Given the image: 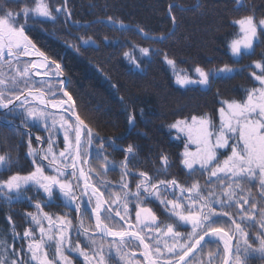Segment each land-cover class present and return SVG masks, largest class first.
Masks as SVG:
<instances>
[{"label":"snow or ice","instance_id":"1","mask_svg":"<svg viewBox=\"0 0 264 264\" xmlns=\"http://www.w3.org/2000/svg\"><path fill=\"white\" fill-rule=\"evenodd\" d=\"M243 3L244 0H236L237 5ZM171 10L170 5V13ZM70 17L66 7L62 11L56 6L53 11L49 0H34L31 7L26 5L19 12L0 0V121L16 130L19 119L28 129V155L35 166L28 175L17 173L0 179V200L9 206L25 200L33 202L36 211L27 212L26 216L40 237L35 238L31 226L22 233L26 246L21 243L17 248L0 237V264H77V256L83 264H110L113 252L123 264H141L133 259L137 255L131 250L133 247L144 257L143 264H216L214 255L219 264H247L252 255L264 259V53L261 60L253 62L260 72L251 73L258 85L246 89L241 100H222L218 124L204 113L168 125L176 130L175 139L186 137L180 163L190 175L199 173L205 177L203 185L199 180L184 185L175 178H160L159 171L167 173L171 167L167 154H160L161 169L155 177L136 170V165L143 162L137 144L100 138L73 111L75 102L68 91H63L67 97L64 100L57 95L61 89L45 90L49 80L34 79L55 78L64 73L61 64L37 46L27 29L30 24L46 21L55 24L58 18L67 23ZM171 19L175 23L174 15ZM108 21L126 27L111 16ZM232 23L238 26L235 38L228 43L234 63L254 56L257 48L264 49V16L257 17L253 9ZM139 31L152 39L143 28ZM165 38L160 35L156 39ZM80 40L84 45L95 44L91 37L81 36ZM72 47L79 50L78 45ZM139 52L140 57L132 52H125L124 56L143 72V57L151 58L159 50L140 47ZM159 54L172 70L175 84L183 89H211L215 79L229 78L243 70L224 63L211 69L196 65L190 73L178 67L166 52ZM65 104L69 107L64 108ZM49 108L62 111L54 113ZM126 111L129 127L135 130L136 115L130 109ZM140 113L143 115L142 109ZM32 127H43L49 132L46 147L32 146ZM59 131L63 132L62 148L56 140ZM36 140L44 143L39 136ZM106 143L109 148L122 151L123 159H109ZM189 144L196 146L195 151L189 149ZM90 159L102 162L100 171L89 165ZM10 165V156L0 154V169L7 170ZM117 168L120 179L113 186L107 176ZM130 177L134 188L130 187ZM57 200L62 201L59 206L67 212L58 215L44 210ZM152 201L163 206L172 218L170 222L160 220L149 206ZM72 211L77 215L76 225L68 214ZM89 217L94 218V224L85 223ZM8 219L11 222L10 216ZM245 224L259 227L258 246L249 241ZM11 236L13 240L21 236L15 225ZM235 239L242 243L233 252ZM220 242L223 259H219V250L216 254L208 251V260L202 259L209 245Z\"/></svg>","mask_w":264,"mask_h":264},{"label":"trees","instance_id":"2","mask_svg":"<svg viewBox=\"0 0 264 264\" xmlns=\"http://www.w3.org/2000/svg\"><path fill=\"white\" fill-rule=\"evenodd\" d=\"M3 2L19 12L26 5L31 7L34 0ZM61 2L63 9L66 7L71 12L67 23L58 19L59 25L49 26L54 29L44 30V33L40 27L28 28L27 31L42 51L54 56L58 61H64V72L69 76L67 90L74 99L81 118L105 141L115 138L117 143L124 145L129 142L137 144L143 162L136 165V170L145 171L155 177L161 169L159 156L164 153L169 156L171 167L167 173L159 171L160 178H175L184 185L199 180L203 185L205 177L199 173L190 175L180 163L183 143L174 138L175 135L168 125L192 115L208 113L216 117L223 99L241 100L245 97V90L255 85L251 73L258 69L254 67L253 62L262 59L264 49L257 48L254 56H247L234 63L228 43L236 36L238 30L232 21L250 14L253 9L257 17L263 16L264 0H244L242 5H237L236 0H67L66 5L65 0ZM173 15L176 18L175 23L171 19ZM109 16L123 21L126 27L121 28L118 24L110 23ZM139 28H143L152 39L145 37ZM160 35L166 38L163 41L156 39ZM81 36L91 37L96 45L83 47ZM51 42L56 43L54 48H50ZM73 44L78 45L79 50L72 47ZM131 44L166 52L176 60L178 67L192 68L199 65L211 69L228 63L243 70L229 78L215 79L213 87L209 90L180 89L173 84L170 71L159 52L153 54L144 64V72L129 70L124 62V51ZM126 109L132 110L136 115L135 130L129 127ZM141 109L143 115L140 113ZM16 124L17 129L14 130L0 121V154L10 156L11 159L10 168L2 170L0 179H4L6 171L13 174L21 170L18 166L21 159H24L21 145L26 142L28 144L29 137L25 135L28 129L20 124L19 119ZM30 130L34 148L40 147L37 136L46 142L49 135L46 129L32 127ZM105 147L108 148L109 159L116 161L118 154H122L123 159L122 151L109 148L107 143ZM101 163L89 160V165H93L97 171L101 170ZM90 175L95 180V173ZM107 179H112L118 184L119 169L110 171ZM129 179L132 181L130 187L134 188V180L131 177ZM41 200L43 201L42 192ZM19 203L9 206L0 200V237L7 238L9 243V238L12 239V225L10 226L8 217L10 216L12 221L14 217L29 220L26 213L36 211L33 202L23 201L31 204L27 209L17 206ZM59 205L60 200H57L52 206H45L44 210L58 215L68 211ZM149 206L162 222L171 221L169 213L157 201H152ZM68 214L73 220V225H76V213L72 211ZM85 223L94 224L93 218H87ZM15 224L17 229L22 228V231L33 227L35 238H40L34 225L27 223L25 226L19 222ZM244 226L249 232V241L254 247L258 246L256 235L260 232L259 227H248L247 224ZM80 239L83 240L84 237L81 236ZM16 241L13 243L15 246L19 247L21 243L26 246V240L18 241L16 238ZM238 242L239 240L235 239V247ZM217 250L221 255L220 259H223L222 243L209 245L202 258L207 257L208 251L216 254ZM109 262L116 263L111 257ZM216 264H219V261ZM247 264H264V259L252 255L248 257Z\"/></svg>","mask_w":264,"mask_h":264},{"label":"rangeland","instance_id":"3","mask_svg":"<svg viewBox=\"0 0 264 264\" xmlns=\"http://www.w3.org/2000/svg\"><path fill=\"white\" fill-rule=\"evenodd\" d=\"M49 6L51 7V8H53V11L55 10V7L56 6H60L61 8H62V11H63V6H62V2H61V0H49ZM55 14V13H54ZM264 16V15H263ZM58 19H60V18H58ZM59 22L57 21L55 24L53 23V22H51V21H46V22H44L43 24H30V27H29V29L31 28H33V27H40V28H42L43 29V33H44V30H51V29H54V27H49V26H54V25H59L58 24ZM237 28H238V26H237ZM57 29H60V28H57ZM237 32H238V30H237ZM235 38V37H234ZM94 40V39H93ZM49 45H51L50 46V48H54L55 47V45H56V43L55 42H51V43H49ZM81 45L83 46V47H88V46H94V45H96V44H89V45H84L83 43H82V41H81ZM140 47H142V46H139V45H136V44H131V45H129V46H127L126 47V49H125V51H124V53L125 52H132V54L133 55H135V56H137V57H140L141 56V54H140V52H139V48ZM55 53H57V52H55ZM49 56V55H48ZM50 58H52V59H56V61L57 62H59L60 64H61V68H62V71H63V73H64V75L63 76H60V77H55V78H49V77H46V76H35L34 77V79H36V80H49V85H46L45 86V90L47 91V88L48 87H51V88H53V89H61V91H59V92H57V95H59V96H61L64 100H66L65 98H64V96H63V86L65 85V91H68L67 90V87H68V84H69V76L68 75H66L65 74V72H64V67H65V63H64V61L63 60H61V61H58L57 60V58H55L54 56H52V55H50L49 56ZM25 59H28V58H25ZM31 59H34V58H31ZM36 59H38V58H36ZM150 58H148V57H143V61H144V63H143V67H144V71H145V63L146 62H148V60H149ZM35 60V59H34ZM70 61V60H69ZM124 62L127 64L126 66L128 67V69L129 70H135V71H139V70H137L133 65H131L129 62H128V60L125 58V56H124ZM166 64V63H165ZM167 65V64H166ZM167 67H168V69H169V71H170V74H171V76H172V80H173V84L177 87V88H180L178 85H176L175 84V82H174V76H173V73H172V70L170 69V67L167 65ZM180 67V66H179ZM180 68H182V69H186V70H188L190 73H191V71H192V69L194 68V67H192V68H183V67H180ZM143 71V72H144ZM139 72H141V71H139ZM256 72H257V74H260V72H259V70H256ZM66 80H67V82H66ZM58 81H63V84H60V83H58ZM255 85H258V82L257 81H255ZM180 89H183V88H180ZM199 89H202V90H209V89H205V88H199ZM71 95V94H70ZM223 100H226V99H223ZM73 101H74V99H73ZM75 102V101H74ZM74 106H75V108H76V111H77V114L80 116V114H79V112H78V109H77V107H76V104H74ZM69 107V104H65L64 105V108H68ZM221 107V106H220ZM49 111H51V110H49ZM53 112V111H52ZM218 113H217V115H216V117H214L213 115H212V117L214 118V120H215V122L218 124L219 123V110L217 111ZM54 113H59V112H54ZM210 115V114H209ZM211 116V115H210ZM81 117V116H80ZM82 119V118H81ZM71 120L72 121H74L75 119L73 118V116L71 117ZM86 123V122H85ZM171 132L172 133H174V135L176 136L177 135V133H176V130L175 129H171ZM181 136H183V134H180ZM45 138V136L42 138V140ZM56 140H57V144L60 146H62L63 147V143H62V141H63V132L62 131H59V134L56 136ZM179 140H181V142L183 143V150H184V142H185V140H186V137H184V138H182V139H179ZM41 146H43V147H46L47 145H46V142H44V143H40V147ZM28 144H27V142L26 143H23L22 145H21V148H22V151H23V157H24V159H21V162H20V164L18 163V166L20 167V169L21 170H18V171H16V173H11V174H9V173H7V171L5 172L6 174H4V177L5 178H8V176H10V175H14V174H20L21 176H25V175H28L29 174V170H31V171H34V168H35V166L33 165V163H32V157H30L29 155H28ZM61 147V148H62ZM188 147H189V149L191 150V151H195V145H192V144H189L188 145ZM173 150H175V147L174 146H172L171 147ZM27 150V151H26ZM183 150H182V152H183ZM220 151H226V150H220ZM122 154H118V157L116 158V162H118L119 160H121L122 158ZM181 158H182V156H181ZM45 163H47V162H45ZM85 167H86V165H85ZM3 169H0V173L1 172H3L2 171ZM46 172H48V173H50L51 171L49 170V169H46L45 170ZM114 173H116V172H114ZM110 181L112 182V184H113V186H116L117 185V182H115V181H113L112 179H110ZM81 183H82V181H81ZM62 203V201L60 200V204ZM17 206H24L26 209L27 208H29V207H31V204H29V203H23V202H20L19 204H17ZM17 209V208H16ZM17 215V214H16ZM20 216V215H19ZM14 219V221H12L11 220V222H10V226L11 225H15V229H16V231L18 232V233H20L21 234V236H22V233H23V231H22V228H20V230H18L17 229V225L15 224V223H17V222H19V223H21L22 225H27V223H29V220H27V219H25V218H22V217H14L13 218ZM117 220H119V218L117 217L116 218ZM15 222V223H14ZM120 223H123V222H120ZM19 225V227L21 226L20 224H18ZM26 230V229H25ZM24 230V231H25ZM189 230H190V228H189ZM38 231V230H37ZM10 234H11V228H10ZM17 237V240L18 241H22L23 240V238L22 237ZM9 240L11 241V243L13 244V243H16L17 241H16V239L15 240H13V239H10L9 238ZM81 240V243H82V241H84V239L82 240V239H80ZM220 243H222V242H220ZM242 242L241 241H239L238 242V244H241ZM223 244V243H222ZM235 246V245H234ZM17 247V246H16ZM18 248V247H17ZM134 249H136L135 247H133L131 250L133 251ZM137 253L139 254V252L137 251ZM137 254V255H138ZM135 256L133 259H135V260H139V261H141V259L144 261V257L143 256H141V255H139V256ZM219 255V254H218ZM221 255H219V259L221 258L220 257ZM111 258H113V261H115L116 263L115 264H123V262L122 261H120L119 260V258L118 257H116L115 256V253L113 252V255L111 256ZM75 259H76V261H77V264H83V261H82V258H80V257H75ZM203 259V258H202ZM204 260H208V255H207V257L204 259ZM214 261H218V259H217V255H215L214 256Z\"/></svg>","mask_w":264,"mask_h":264},{"label":"water","instance_id":"4","mask_svg":"<svg viewBox=\"0 0 264 264\" xmlns=\"http://www.w3.org/2000/svg\"><path fill=\"white\" fill-rule=\"evenodd\" d=\"M32 58H34V59H36V57H32ZM66 82H67V80H66ZM62 91H65V85L63 86V90ZM66 100H67V97H64ZM69 104H71V102H69ZM49 110H51V111H53V112H61L62 110H60V109H51V108H49ZM73 111L77 114V111H76V108H75V106H74V108H73ZM73 118L75 119V116L73 115ZM86 167H87V165H86ZM82 181V183H83V180H81ZM207 239V238H206ZM232 246H233V252H234V240L232 241ZM197 251H199V249L197 250ZM195 255V254H194Z\"/></svg>","mask_w":264,"mask_h":264},{"label":"bare ground","instance_id":"5","mask_svg":"<svg viewBox=\"0 0 264 264\" xmlns=\"http://www.w3.org/2000/svg\"><path fill=\"white\" fill-rule=\"evenodd\" d=\"M1 176V175H0ZM4 179H6L5 177H4ZM93 221H94V218H93ZM234 245H235V240H234ZM139 252V251H138ZM234 252H235V246H234Z\"/></svg>","mask_w":264,"mask_h":264}]
</instances>
